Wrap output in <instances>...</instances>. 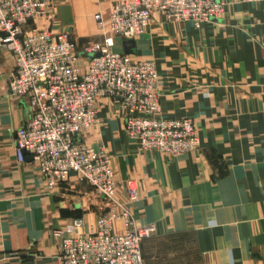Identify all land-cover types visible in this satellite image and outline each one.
Listing matches in <instances>:
<instances>
[{"label": "crops", "instance_id": "crops-1", "mask_svg": "<svg viewBox=\"0 0 264 264\" xmlns=\"http://www.w3.org/2000/svg\"><path fill=\"white\" fill-rule=\"evenodd\" d=\"M130 55L155 64L161 116L191 118L200 140L172 157L140 152L111 99L99 103L98 124L84 135L110 156L117 201L126 202V180L137 185L132 218L153 228L140 245L143 264H264V0L233 4L199 29L155 13ZM13 66L0 50V264H59L72 220L87 232L106 206L74 175L47 191L37 164L16 160L14 133L27 110L8 94Z\"/></svg>", "mask_w": 264, "mask_h": 264}, {"label": "built area", "instance_id": "built-area-1", "mask_svg": "<svg viewBox=\"0 0 264 264\" xmlns=\"http://www.w3.org/2000/svg\"><path fill=\"white\" fill-rule=\"evenodd\" d=\"M61 1L0 0V50L10 52L14 61L8 94L27 110L26 121L14 133L15 157L20 163L30 157L37 164L47 191L74 175L105 203L87 232L81 219L72 220L58 245L59 264H143L140 245L153 228L138 227L132 218L137 185L126 180V202L117 201L111 158L103 148L88 145L84 135L98 124L99 103L111 99L124 134L140 152L172 157L195 151L200 140L191 118L161 116L155 64L114 52L115 40L140 36L155 13L169 24L199 29L223 18L233 4L259 0H117L101 41H89L79 51L65 32L26 30ZM118 221L121 232L114 230Z\"/></svg>", "mask_w": 264, "mask_h": 264}, {"label": "rangeland", "instance_id": "rangeland-1", "mask_svg": "<svg viewBox=\"0 0 264 264\" xmlns=\"http://www.w3.org/2000/svg\"><path fill=\"white\" fill-rule=\"evenodd\" d=\"M75 1L72 4L73 2L70 0H63L48 9L43 15L34 19V24L37 27L34 29L50 30L54 34L65 32L76 44L79 51L85 43L102 39L103 34L107 32L105 28L106 20L102 16L111 0ZM66 4L70 6V10L60 9L61 6ZM100 22L102 23L100 24ZM32 25L33 23L30 24L31 27ZM26 30L32 29L27 26ZM113 51L122 52V40L120 38H116Z\"/></svg>", "mask_w": 264, "mask_h": 264}, {"label": "water", "instance_id": "water-1", "mask_svg": "<svg viewBox=\"0 0 264 264\" xmlns=\"http://www.w3.org/2000/svg\"><path fill=\"white\" fill-rule=\"evenodd\" d=\"M134 49V40H124L122 42V50L124 54H132Z\"/></svg>", "mask_w": 264, "mask_h": 264}]
</instances>
